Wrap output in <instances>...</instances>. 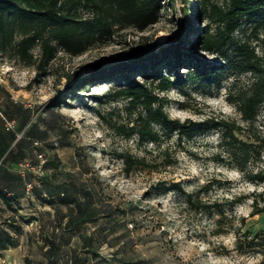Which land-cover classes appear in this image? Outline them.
I'll return each mask as SVG.
<instances>
[{
	"label": "rangeland",
	"instance_id": "obj_1",
	"mask_svg": "<svg viewBox=\"0 0 264 264\" xmlns=\"http://www.w3.org/2000/svg\"><path fill=\"white\" fill-rule=\"evenodd\" d=\"M158 1L156 24L142 31L114 26L86 42L80 55L53 43L56 54L43 63L39 47L26 45L33 65L24 66L17 32L0 51V100L16 130L25 132L15 144L0 122V185L23 184L17 202L0 199V229L21 243L15 260L264 264V212L251 215L264 207V180L254 178L264 177V100L253 121L238 111L257 83L264 89V17L231 36L255 53L240 60L225 36L217 40L223 48L200 50L203 30L213 35L217 25L193 16V0ZM167 45L180 48L179 65L169 56L145 62L156 75L140 76L139 61ZM190 53L197 61H189ZM116 60L137 69L119 71L116 78L91 77ZM211 68L216 77L198 76ZM78 79L83 83L76 86ZM166 80L178 83L161 91ZM131 90L157 97L154 108L162 105L182 129L156 124L157 141L140 140L132 121L143 109L129 108ZM222 121L229 125L226 137ZM39 154L46 161L41 187L29 196L18 165H35ZM35 177L27 173L25 179ZM6 191L0 197H12Z\"/></svg>",
	"mask_w": 264,
	"mask_h": 264
},
{
	"label": "trees",
	"instance_id": "obj_2",
	"mask_svg": "<svg viewBox=\"0 0 264 264\" xmlns=\"http://www.w3.org/2000/svg\"><path fill=\"white\" fill-rule=\"evenodd\" d=\"M192 4V13L195 18L204 16L210 23L217 25L216 32L213 35L209 33L208 27L203 30L200 50L211 52L216 47L218 49L223 48L225 43L218 44L217 40L219 37L225 36L229 41L232 40L233 52L240 60L244 58L249 61L255 58V53L250 50L247 42L235 41L231 36L244 23H251L264 17V0H227L226 4L221 6H208L203 0L200 2L193 0ZM158 10V0H0V51L5 50L7 41L11 40L17 32L21 38L17 45V56L24 66L33 65L32 56L29 55V49L26 45L39 47V58L43 63H47L54 58L56 47L53 43L72 55H80L85 51L83 45L86 42L95 39L97 35L109 33L114 26L123 29L132 27L142 31L156 24ZM80 11H88L91 17L89 19L80 17ZM191 32L194 34L198 32L197 27L192 28ZM128 54L133 56L135 50L130 51ZM168 56L170 57L169 61H173L175 66H178L177 61L182 57L180 48L178 49V46L175 45H167L158 53L142 58L139 61L141 66L138 67L137 72H140V76H155V70L146 71L147 63L145 62L153 65L155 61ZM186 56L190 62L197 61L193 53ZM131 66L129 63L116 60L109 66L97 70L91 77L99 79L116 78L119 71L135 72L137 68ZM246 69L254 70L252 67L244 68V70ZM209 71L211 72L206 73L199 70L198 76L204 79L217 76L214 69L211 68ZM123 78L129 80L127 75H124ZM74 83L78 86L83 83V80L78 79ZM177 83L178 81L166 80L161 85L160 90L168 91ZM258 86L257 83L250 95L245 96L238 103V111L245 121L255 119L259 106L264 100V89L261 91ZM64 94L60 96L59 100L62 99ZM127 94L130 99L129 108L140 105L143 109L132 121V131L138 135L140 140L157 141V133L154 130L156 124L163 128L182 129L177 121L169 119L164 113L162 105L158 104L154 108L159 102L157 97L138 90H131ZM220 127L224 129L223 135L226 137L225 132H228L229 125L222 121ZM11 135L13 136V134ZM254 178L257 181L264 180L260 173H256ZM26 181L31 180H24V188ZM36 189L38 188H34L33 192ZM0 198L6 203L10 202L4 196ZM262 212H264V207L256 209L251 215L254 216Z\"/></svg>",
	"mask_w": 264,
	"mask_h": 264
},
{
	"label": "built area",
	"instance_id": "obj_3",
	"mask_svg": "<svg viewBox=\"0 0 264 264\" xmlns=\"http://www.w3.org/2000/svg\"><path fill=\"white\" fill-rule=\"evenodd\" d=\"M0 122L3 126V129L6 133L13 134L15 138V143L22 140L24 138V131H17L16 130V121L13 118H10L6 115L3 106L2 101L0 100ZM38 141H32L33 147L39 146ZM45 159L43 158V155L39 154L37 156V163L35 165H32L29 162H23L18 165L19 172L23 179L25 180V176L27 173H33L36 177L32 181H26L25 182V192L26 195L31 196L33 193L34 188H40L41 182L40 179L44 174V166H45Z\"/></svg>",
	"mask_w": 264,
	"mask_h": 264
},
{
	"label": "crops",
	"instance_id": "obj_4",
	"mask_svg": "<svg viewBox=\"0 0 264 264\" xmlns=\"http://www.w3.org/2000/svg\"><path fill=\"white\" fill-rule=\"evenodd\" d=\"M22 186L23 184L19 179L18 183L15 181L9 185H0V190H7L6 192L8 195H11L12 197L6 198L12 203L13 201H18L17 195L21 194ZM12 234L13 233L8 232L6 229H0V264H24V260L22 262L21 259L16 258L15 260L11 257L14 254L16 255L17 251H19L21 248V243L16 241V235L13 237Z\"/></svg>",
	"mask_w": 264,
	"mask_h": 264
}]
</instances>
